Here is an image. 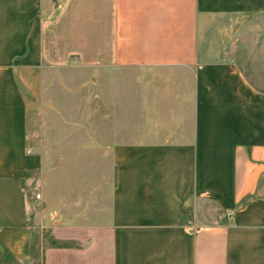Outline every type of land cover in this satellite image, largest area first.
Returning a JSON list of instances; mask_svg holds the SVG:
<instances>
[{
    "label": "crops",
    "instance_id": "1",
    "mask_svg": "<svg viewBox=\"0 0 264 264\" xmlns=\"http://www.w3.org/2000/svg\"><path fill=\"white\" fill-rule=\"evenodd\" d=\"M90 1L55 0L54 11L75 25ZM98 3L101 35L110 32L104 73L146 76L124 95L130 142L104 148L97 184L79 189L51 168L38 200L28 182L46 166L31 132L44 94V0H0V239L22 263L36 245L41 264H264V91L241 67L238 41L229 45L262 27L264 0ZM126 89L116 85L115 104ZM135 118L167 119L140 136ZM46 232L69 245L47 244Z\"/></svg>",
    "mask_w": 264,
    "mask_h": 264
},
{
    "label": "rangeland",
    "instance_id": "2",
    "mask_svg": "<svg viewBox=\"0 0 264 264\" xmlns=\"http://www.w3.org/2000/svg\"><path fill=\"white\" fill-rule=\"evenodd\" d=\"M58 1L65 8L63 0ZM98 2L91 0V10L81 11L78 23L68 25L70 18L65 9L58 15L54 11L58 9L55 0H44V94L37 105L41 118H33L31 132L46 166L35 182H28V191L35 198L36 192L42 189V180L46 179L48 183L45 190L51 191V168L55 172L59 170L66 182L73 184L78 181L79 189L87 179L97 184L104 148L130 142L133 123L129 118V99L126 100L124 95L129 97L132 80L138 82L146 76L132 74L129 70L104 73L106 70L100 65L98 55L103 35L108 39L110 32L105 35L104 31L101 35ZM232 40L238 42L233 44ZM231 43L247 76L264 91V17L262 27H246L231 37L230 46ZM116 85L127 88L119 92L125 98L124 105L115 104ZM139 109L141 113L142 108ZM30 110L34 111L35 106L31 105ZM116 114L121 118H104L105 115L114 117ZM135 119L140 136H144L147 132L158 134L163 128L161 122L166 123L167 118ZM60 191L59 187L53 191L52 211L56 209ZM47 235L44 239L48 244ZM40 248L34 245L32 260L29 263L19 261L20 264H41ZM0 264L18 263L0 256Z\"/></svg>",
    "mask_w": 264,
    "mask_h": 264
},
{
    "label": "trees",
    "instance_id": "3",
    "mask_svg": "<svg viewBox=\"0 0 264 264\" xmlns=\"http://www.w3.org/2000/svg\"><path fill=\"white\" fill-rule=\"evenodd\" d=\"M46 235H47V232L45 233L44 237ZM48 244H50L52 246H67V245H69V243L56 240L52 236H48ZM0 256L4 259L11 260L13 263L20 264L19 260L14 256V254L8 249V247L2 242L1 239H0Z\"/></svg>",
    "mask_w": 264,
    "mask_h": 264
},
{
    "label": "built area",
    "instance_id": "4",
    "mask_svg": "<svg viewBox=\"0 0 264 264\" xmlns=\"http://www.w3.org/2000/svg\"><path fill=\"white\" fill-rule=\"evenodd\" d=\"M36 199H38V200L41 199V194L40 193L36 194Z\"/></svg>",
    "mask_w": 264,
    "mask_h": 264
}]
</instances>
